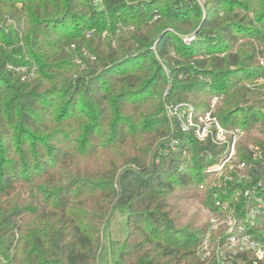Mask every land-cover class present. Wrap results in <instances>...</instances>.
Segmentation results:
<instances>
[{
  "label": "trees",
  "instance_id": "1",
  "mask_svg": "<svg viewBox=\"0 0 264 264\" xmlns=\"http://www.w3.org/2000/svg\"><path fill=\"white\" fill-rule=\"evenodd\" d=\"M213 96L264 164V0H0V264H99L122 209L111 264H204L172 199L211 207L224 148L164 105Z\"/></svg>",
  "mask_w": 264,
  "mask_h": 264
},
{
  "label": "built area",
  "instance_id": "2",
  "mask_svg": "<svg viewBox=\"0 0 264 264\" xmlns=\"http://www.w3.org/2000/svg\"><path fill=\"white\" fill-rule=\"evenodd\" d=\"M216 103L213 96L202 113L184 101L164 105L171 125L224 148L218 161L203 169L214 201L211 207H202L206 228L196 256L204 264H264V164H247L237 157L245 133L220 124L214 114ZM247 149L253 159L260 157L253 144Z\"/></svg>",
  "mask_w": 264,
  "mask_h": 264
},
{
  "label": "rangeland",
  "instance_id": "3",
  "mask_svg": "<svg viewBox=\"0 0 264 264\" xmlns=\"http://www.w3.org/2000/svg\"><path fill=\"white\" fill-rule=\"evenodd\" d=\"M263 63V61H262ZM173 205L182 212V222L195 220L198 224L205 220L204 212L200 203L193 197L172 199ZM127 211L114 210L103 227L104 238L98 254L99 264H111L116 259L118 249L127 234L126 225Z\"/></svg>",
  "mask_w": 264,
  "mask_h": 264
}]
</instances>
